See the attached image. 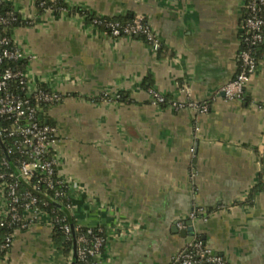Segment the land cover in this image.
Wrapping results in <instances>:
<instances>
[{
    "label": "crops",
    "instance_id": "1",
    "mask_svg": "<svg viewBox=\"0 0 264 264\" xmlns=\"http://www.w3.org/2000/svg\"><path fill=\"white\" fill-rule=\"evenodd\" d=\"M2 1L29 20L12 38L31 87L61 95L45 118L59 133L57 172L72 182L66 212L106 232L97 264H178L198 239L226 264H264V55L243 98L222 90L238 71L245 0H65L41 12L37 0ZM89 15L141 17L161 46L113 37ZM150 89L209 111L154 105ZM5 191L0 181V219ZM24 219L0 264H73L49 214Z\"/></svg>",
    "mask_w": 264,
    "mask_h": 264
},
{
    "label": "built area",
    "instance_id": "2",
    "mask_svg": "<svg viewBox=\"0 0 264 264\" xmlns=\"http://www.w3.org/2000/svg\"><path fill=\"white\" fill-rule=\"evenodd\" d=\"M245 2L248 15L244 20V27L253 32L252 43L261 42L264 39V17L261 16L260 12L264 7V0H245ZM92 22L99 26L102 20L100 17H95ZM8 23L7 15H4L0 9V26ZM105 26L108 28L106 32L113 37L143 36L144 40L154 50H158L161 46L152 25L141 17L136 16L127 22L113 20L105 23ZM12 41L13 45L11 44ZM24 59H26V54L14 43L13 38L0 35V63L4 60L22 61ZM238 60L241 61V64L237 73L222 88L228 99L243 98L247 83L258 66V61L250 49L240 51ZM13 81H16L17 86L24 90L25 96L12 89ZM149 94L154 105L167 104L176 110L190 107L201 113L209 111V104L206 101L168 100L165 95L155 89H150ZM60 99L61 95L58 92L43 87H31L25 67H0V119L13 121L11 128L0 129V135L2 132H6L8 136L18 138L15 144L16 151L26 157L20 161L15 175L13 173L8 174L3 170L4 167L8 166L7 160L0 162V181L5 183L6 197L9 202L6 216H12L15 221L20 219L17 208L20 202V196L17 193L20 180L31 183L33 178L39 175V182L33 185V189L39 190L40 181H46L50 188H53L56 183L62 187L56 191V197L67 196L69 199L70 185L68 182L58 176L56 180L54 179V176L57 175L56 160L51 153L57 140V126L48 121L40 120L41 117L39 116L44 105L55 104ZM7 177H11L12 181H8ZM25 198H28L27 209L41 213V210L35 206L39 201L36 195L28 191ZM70 207L71 203L68 204V208ZM199 213L192 212L191 217L195 218ZM3 224L2 220L0 225ZM27 224V222L24 223L23 227H26ZM177 225L180 228L186 227L182 222H177ZM64 228L66 233L70 235V226L65 225ZM93 229L94 227H87V232L80 233L78 237L80 243L78 254L81 259L87 256L96 258L105 246L106 240L101 235L94 236L92 241L88 238V235L93 233ZM99 231L103 232V229L100 228ZM11 241L12 236H8L5 246H10ZM174 261L178 264H226L223 256L206 246L201 240H196L180 249L176 253Z\"/></svg>",
    "mask_w": 264,
    "mask_h": 264
},
{
    "label": "trees",
    "instance_id": "3",
    "mask_svg": "<svg viewBox=\"0 0 264 264\" xmlns=\"http://www.w3.org/2000/svg\"><path fill=\"white\" fill-rule=\"evenodd\" d=\"M37 7L41 11L46 8H54V9H63L67 8V3L65 0H37ZM0 9L4 15H7L9 23L6 25L0 26V35L3 37L12 38V31L19 26H24L29 24V20L23 19L22 16L14 10V8L4 1H0ZM79 11L84 12L83 9L79 8ZM261 16L264 17V7L260 12ZM248 12L245 8L244 20L246 19ZM89 20H92L94 15H89ZM134 16H115V17H100L102 23L99 25L103 30L108 31V28L105 26V23L113 20H119L122 22L131 21ZM144 39L143 36H135ZM253 32L248 30L244 27L242 34L240 35V51L245 49H250L253 55L255 56L256 60L259 62L260 59L264 55V39L261 42L252 43ZM13 45V41L11 42ZM26 59L22 61H14V60H4L0 63V67H25L26 66ZM239 67L241 61L238 60ZM12 89H14L19 94H23L25 96L24 90H21L18 86L16 81L12 82ZM47 105L43 106V110L40 111L39 116L42 115L40 120L47 121L45 118V109ZM52 123L51 121H48ZM13 121L11 120H4L0 119V129L2 128H11ZM18 138L8 136L6 132H2L0 135V162L3 160L8 161V166L4 167L3 170L8 174L13 173L14 175L17 174V167L20 164V161L25 156H22L18 151H16V141ZM53 155V153H51ZM57 172V171H56ZM57 174V173H56ZM9 176V175H7ZM39 175L38 177H34L31 183H26L23 180L19 181L17 187V193L20 196V202L17 205L18 214L20 219L15 221L12 219V216L7 215L4 218L0 219L3 220L4 224L0 225V245L4 244L5 250L8 249L9 246H5L6 238L11 236L16 229L24 228L23 224L26 223L24 219V212L27 209L26 203L28 202V198H25L26 192L30 191L33 195H36L39 199L36 207H38L42 213L49 214L52 218L53 222V240L54 243L58 247V251L66 258L73 256V264H97L96 260L92 256H87L84 259H81L78 250L80 248V243L78 242V237L80 233H86L87 227L79 226L75 218L66 212V208L68 209V204L70 200L67 196H59L56 197V191L61 189L62 187L59 184L54 185L53 188H50L46 181H40L39 183V190L33 189V185L36 182H39ZM54 179H57V175L54 176ZM8 181H12L11 177H7ZM67 191V189H66ZM0 221V224H1ZM70 226V235H68L65 231L64 226ZM101 227H94L93 233L88 235V238L92 241L94 236L101 235L106 240V232H100L99 229ZM199 240V239H198ZM104 247L102 248V250Z\"/></svg>",
    "mask_w": 264,
    "mask_h": 264
},
{
    "label": "water",
    "instance_id": "4",
    "mask_svg": "<svg viewBox=\"0 0 264 264\" xmlns=\"http://www.w3.org/2000/svg\"><path fill=\"white\" fill-rule=\"evenodd\" d=\"M40 117H42V115L40 116ZM66 210V209H65ZM189 227H188V229L187 230H183V232H185V234H186V232L187 231H190L191 233H192V231H193V225H192V221H189ZM192 239V238H191Z\"/></svg>",
    "mask_w": 264,
    "mask_h": 264
},
{
    "label": "rangeland",
    "instance_id": "5",
    "mask_svg": "<svg viewBox=\"0 0 264 264\" xmlns=\"http://www.w3.org/2000/svg\"><path fill=\"white\" fill-rule=\"evenodd\" d=\"M26 71V70H25ZM45 112V111H44ZM59 135V133L57 132V136ZM55 148H53V151H52V153H53V156H54V158H56L55 157ZM56 171H57V165H56ZM57 176L58 177H60V174H59V172H57ZM68 183H72V182H70V181H67ZM3 183V182H2ZM3 185H5V183H3Z\"/></svg>",
    "mask_w": 264,
    "mask_h": 264
}]
</instances>
